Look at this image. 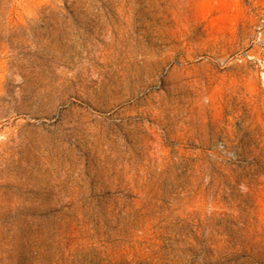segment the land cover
Listing matches in <instances>:
<instances>
[{
    "label": "rangeland",
    "instance_id": "1",
    "mask_svg": "<svg viewBox=\"0 0 264 264\" xmlns=\"http://www.w3.org/2000/svg\"><path fill=\"white\" fill-rule=\"evenodd\" d=\"M0 264H264V0H0Z\"/></svg>",
    "mask_w": 264,
    "mask_h": 264
}]
</instances>
